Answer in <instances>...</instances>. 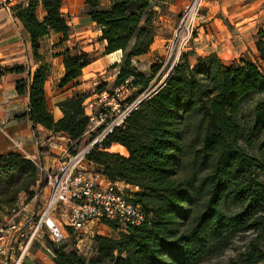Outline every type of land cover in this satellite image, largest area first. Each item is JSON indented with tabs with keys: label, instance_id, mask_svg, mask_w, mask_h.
Here are the masks:
<instances>
[{
	"label": "trees",
	"instance_id": "obj_1",
	"mask_svg": "<svg viewBox=\"0 0 264 264\" xmlns=\"http://www.w3.org/2000/svg\"><path fill=\"white\" fill-rule=\"evenodd\" d=\"M152 1L83 0L82 11L99 28V40L105 41L104 53L121 51L116 86L129 77L130 87H145L150 80L132 59L146 53L153 42L148 12ZM62 5L63 0H17L9 7L40 63L26 79L16 80L15 90L28 97L23 116L35 133L41 125L53 135L65 136L67 151L74 154L88 132L83 105L87 95L74 93L59 100L61 116L54 119L44 91L50 64L40 53L43 36L56 32L61 42L70 33ZM253 41L264 62V27ZM57 55L63 57L61 86L80 76L91 61L87 52L71 53L69 48ZM151 70L155 74L159 68ZM24 71L22 64L0 65V78ZM105 85L97 90H105ZM245 100L250 101L247 122ZM112 144L122 145L128 154L104 150ZM38 153L51 154L47 146ZM87 160L111 181L136 187L131 199L147 218L117 237L94 234L89 256L48 242L55 264H199L220 255L235 234L246 231H252V237L219 264H264V71L256 63L240 60L227 65L215 53L181 54L161 87L96 143ZM45 185L31 160L17 151L0 154V211L13 206L21 193L27 200L36 194L39 204ZM102 222L117 229L111 221Z\"/></svg>",
	"mask_w": 264,
	"mask_h": 264
},
{
	"label": "rangeland",
	"instance_id": "obj_2",
	"mask_svg": "<svg viewBox=\"0 0 264 264\" xmlns=\"http://www.w3.org/2000/svg\"><path fill=\"white\" fill-rule=\"evenodd\" d=\"M82 1L83 0H63V4L65 5L63 8V14L67 22H70L69 37H67L65 40H62L61 42L60 37H55L54 39L48 38L44 43L46 45L49 44V46H55V48H53L55 49V52H59L64 48H69L71 53L82 51L81 47L84 45H92V50L87 53L89 54L90 58H93L100 55L103 47L99 42V35L96 34L95 27L90 24L87 16H85V13L82 11V6H79ZM190 1L191 0H153L151 2V8L148 12L151 14L153 32L155 36H163L166 39L164 52L157 53L154 56L139 62L137 66H135L136 69L141 72V74H143L145 77H149L150 80L147 82L145 87H143V85H135L130 88H127V86L123 87L121 103L116 109L111 110V120H114L121 114L124 108L123 105L126 104L127 98H130L129 100H134V95V98L146 97L155 89L159 88L166 81V79H168L171 69L177 63L181 54L183 53L195 52L197 55L201 56H203L205 52L209 53L210 50L219 51V53H222V49H228L229 46L232 45L234 47L232 50L247 51L252 59L255 58L253 51H251L252 48L255 51L253 46V37L257 30L261 28L263 23H257L254 16L258 10H261L262 6L264 5V0H202L200 10L198 11L193 23L192 38L185 46L182 47L181 45L174 44L173 36L176 32L177 26L180 23L184 8ZM215 21H217L218 24H216ZM209 22H212V24ZM74 32L79 33L74 34ZM200 33L204 36L201 44H199V41L196 39ZM205 35H208V37L206 38ZM51 42H53L52 45H50ZM203 45L206 46L197 53L196 49ZM48 57H50L49 54ZM120 58L121 57H118V55H114L111 56L110 60H120ZM189 58L191 62H194V57L192 55H189ZM157 59H161L163 62L166 61V64L161 67V64H157ZM47 61L51 62V60ZM234 61L238 62L236 59H234L232 61L223 60V63L230 65V63H234ZM151 66L158 67V72L153 74ZM259 66L262 71H264V62L263 65ZM115 72V70L108 67V69H106L101 75L88 80L90 84L83 87L85 91H82V88L80 89L81 94L93 90L89 93L91 95L90 99L85 100L84 102L88 112L89 109L95 113L101 111L103 102L98 100L97 88L101 84H106V89L104 91H108L111 94L116 87L115 79L117 76L115 75ZM247 101L248 100H245L242 104V111L244 120L246 122L248 121V105L250 104V101ZM96 132L97 131L89 130L83 137V144L80 146V148L86 147L92 140L90 139V136L94 135L95 137ZM51 140L66 147L69 144V141L64 139L60 140V138H53ZM61 149H63L62 146L53 147L55 152H60ZM104 150L119 153L124 156L128 154L125 148H120L119 144H112L110 147ZM86 167L90 171H96L98 169V167L90 161L87 162ZM119 186L120 190L125 196H130L133 194L130 188L126 189L121 185ZM19 197L18 205L16 206V213H20V216L23 219H26L32 215V220H34L38 207L36 198L27 200L24 193H21ZM24 206H26V208ZM13 218L18 219V216H14ZM97 231L99 235L103 236H109L113 234L118 235L120 233L119 231L108 232L106 229L100 230L99 228L95 229L93 233L96 234ZM19 232L24 234V236H19L18 239V243L20 244L21 248L18 249V246H16L17 244H15L14 262L6 261L5 264H15V261H17L25 246L26 235L29 234L26 230V226L22 227ZM93 233H88L87 237H83L82 234L80 235L74 232L72 229L64 227L65 239L58 245L62 246L65 250H76L78 253L89 256L91 255L92 247L89 241V235ZM39 234H41V236L38 238V241H32L31 245H29L27 249L26 253H31L29 255L35 256L33 254L36 252H39L44 256L45 254L48 255L44 247H50L48 245V242H51L49 232L46 228H44L39 232ZM252 235V231L235 234L232 237L229 247L225 251H223L220 255L208 260H204L199 264H219L227 261L231 257L235 256L236 252L241 249L240 247L243 245V243L249 240ZM51 257L53 258L52 255ZM22 259L20 264H42L41 261L36 257H33L29 261L26 260L25 253Z\"/></svg>",
	"mask_w": 264,
	"mask_h": 264
},
{
	"label": "built area",
	"instance_id": "obj_3",
	"mask_svg": "<svg viewBox=\"0 0 264 264\" xmlns=\"http://www.w3.org/2000/svg\"><path fill=\"white\" fill-rule=\"evenodd\" d=\"M201 1L191 0L185 6L173 36L174 44L183 47L192 38L193 23L200 10ZM157 64H161L163 67L166 61L157 59ZM131 82L132 77L127 78L116 86L111 94L104 90L97 92L98 100L103 102V107L98 113L92 111L87 113L89 118L87 131L97 132L86 147L78 149L74 154H69L67 151L69 145L66 147L53 140L47 142L49 149H53L54 146L63 147L61 160L52 168L45 169L38 160L23 150L20 140L10 138L15 151L31 160L38 167L46 179V185L44 197L38 204L34 220H32V215L23 219L20 213H16L18 202L11 206L6 217L0 220V264L6 263L7 250H14L13 242L16 235L24 236L19 232L24 226L29 234L26 235L21 257L44 228L49 232L50 241L58 245L65 239L64 227L87 237L86 224L92 220L111 221L117 225L120 232L125 231L129 225H141L145 222L147 218L145 210L139 204L134 203L131 196H125L122 193L119 182H113L101 172L90 171L86 167L87 154L92 147L114 127L120 125L136 105L145 98H135L134 100L127 98L121 114L111 120V110L116 109L121 103L123 87L130 88ZM83 105L85 110V104L83 103ZM0 131H3L1 124ZM67 141H69L68 138ZM33 198H36V194ZM14 216H18V219H14ZM46 250L53 255L51 247H47Z\"/></svg>",
	"mask_w": 264,
	"mask_h": 264
},
{
	"label": "crops",
	"instance_id": "obj_4",
	"mask_svg": "<svg viewBox=\"0 0 264 264\" xmlns=\"http://www.w3.org/2000/svg\"><path fill=\"white\" fill-rule=\"evenodd\" d=\"M16 1L17 0H0V65L12 66L16 64H22L26 67V71H24L23 73H7L1 76L0 78V124L2 125L3 128V131H0V154L15 151L10 138L20 140L23 150H25L26 153H28L30 156L38 160L45 169H49L54 167L61 160V156H62L61 151L55 152L52 148H50L49 151L51 154L41 157L38 153L39 148L47 146V142L53 138H57V139L60 138V140L62 139L67 140V138L65 136L53 135L48 129L44 128L41 125L37 126V130L35 133V131L31 127V122L28 119V117L23 116L28 112V97L25 94L24 95L17 94L15 90V82L19 78L26 79L27 72L29 71L30 74H32L38 68L40 63L36 62L33 58L29 36L27 32L24 30L20 21L13 16L9 8ZM103 3H106V1H103ZM64 6L65 5L63 4L61 7L62 14H63ZM79 6L83 7V1L82 3L79 4ZM38 11L39 13H41L40 8ZM254 18L257 23L259 24L263 23L261 28L264 27V5L262 6L261 10L257 11ZM209 23L212 24V22ZM215 23L218 24L217 21H215ZM68 24H70V22H68ZM90 24H92L95 27L96 34L100 35V30L96 26V24L93 22H90ZM78 33L79 32L76 33L74 32V34H78ZM60 36L61 35L59 33L50 32L49 34L43 36L40 39V45H41L40 53L42 54L45 60H51V62H49L50 70L44 83V91H45L46 106L53 115L54 119H58L61 116V111L56 105V103L59 100L69 97L74 93H78V92L80 93L81 88L83 89L85 85L88 86L90 84L88 80H91L93 79V77L101 75L103 72H105L106 69H108V67L115 70L116 71L115 75L117 76L119 74V66H116V64H118L120 60L119 59L110 60V59L111 56L114 55H118V57H121L120 50L114 51L109 54H105L104 53L105 41L100 40L99 42L103 47L100 55L91 58L90 63H88L82 69V73L80 76L73 79L69 83L61 86L60 81L62 80L64 75L63 57L62 55H57V53L61 52L65 48L59 52H55V49H53L55 48V46H49V44L46 45L44 43L48 38L54 39L55 37L59 38ZM203 37L204 36L201 35L200 33L196 38L199 41V44H201V42L203 41ZM205 37L207 38L208 35H205ZM165 40L166 39L163 36H154L153 42L151 43L149 50L144 54L135 56L132 59V63L135 66H137L139 62L146 60L157 53L164 52ZM52 44L53 42L50 43V45ZM206 45L197 48L196 49L197 53L198 51L202 50V48L205 47ZM91 47L92 45L89 46L84 45L81 47V49L84 52H89L90 50H92ZM233 48L234 47L230 45L228 49L226 48L222 49L221 51L222 53L213 50H210L209 53L217 54L218 57L222 60V62L223 60L232 61L236 59L237 61L244 60V61L256 63L258 66L263 65V62L259 56L258 51L255 49V46H254L255 51L251 47L252 48L251 51H253L255 55L254 59H252L251 56H249V53L247 51L244 50L236 51V50H232ZM207 53L208 52H205L204 54L207 55ZM48 54L50 57H48ZM232 63L233 62H231L230 64ZM82 91L85 90L83 89ZM91 91L93 90H90L85 93L82 92L83 94L87 95V98L85 100L90 99L91 95L89 93ZM90 111L91 109H89V112ZM85 112L86 114L88 113L87 108H85ZM120 185L125 187L126 189L130 188L133 194L137 191L136 187L131 186L129 184L120 183ZM133 194L130 196L132 197ZM24 207L26 208V206ZM9 209L10 207H4L0 211V220L6 217V215L9 212ZM98 228L100 230L106 229L108 232L119 231L118 229L111 228L110 226L104 224L101 221L97 222L92 220L87 222L86 224L87 233H91V232L93 233L94 230ZM94 234L95 233L90 234L89 237L91 238V236H93ZM96 234H98V231L96 232ZM40 236L41 234H38L35 240L38 241V238ZM117 236H118L117 234L116 235L113 234V235H109L108 237H117ZM18 239H19V235L17 234L16 239L13 242L14 250H15V244H17L16 246H18L17 247L18 249L21 248L20 244L18 243ZM89 241L91 243V240ZM46 248L44 247L45 250ZM14 250L13 251L9 249L7 250L5 256L6 261L14 262V257H15ZM26 252L27 250H25L24 253L26 256V260L28 261L31 260L33 257H36L38 260L41 261L42 264H55L51 257V254L47 252V250L46 252L48 253V255L45 254V256L41 255L39 252L33 254L35 256L29 255L31 253L29 252L26 253ZM24 253L22 257L21 254L19 255L17 261H15V264H20L21 259L24 257Z\"/></svg>",
	"mask_w": 264,
	"mask_h": 264
},
{
	"label": "bare ground",
	"instance_id": "obj_5",
	"mask_svg": "<svg viewBox=\"0 0 264 264\" xmlns=\"http://www.w3.org/2000/svg\"><path fill=\"white\" fill-rule=\"evenodd\" d=\"M121 149H124V147L122 145H119Z\"/></svg>",
	"mask_w": 264,
	"mask_h": 264
},
{
	"label": "water",
	"instance_id": "obj_6",
	"mask_svg": "<svg viewBox=\"0 0 264 264\" xmlns=\"http://www.w3.org/2000/svg\"><path fill=\"white\" fill-rule=\"evenodd\" d=\"M160 87H161V86H160ZM155 90H156V89H155ZM155 90H154V91H155Z\"/></svg>",
	"mask_w": 264,
	"mask_h": 264
}]
</instances>
